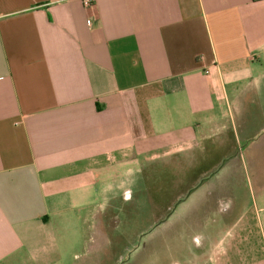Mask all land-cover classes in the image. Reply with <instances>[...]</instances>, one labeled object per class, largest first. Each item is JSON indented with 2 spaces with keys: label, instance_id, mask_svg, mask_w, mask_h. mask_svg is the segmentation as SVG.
I'll return each instance as SVG.
<instances>
[{
  "label": "crops",
  "instance_id": "obj_1",
  "mask_svg": "<svg viewBox=\"0 0 264 264\" xmlns=\"http://www.w3.org/2000/svg\"><path fill=\"white\" fill-rule=\"evenodd\" d=\"M91 1L0 0V264H113L129 204L219 215L171 264H264V183L247 217L211 171L264 124V0Z\"/></svg>",
  "mask_w": 264,
  "mask_h": 264
},
{
  "label": "rangeland",
  "instance_id": "obj_2",
  "mask_svg": "<svg viewBox=\"0 0 264 264\" xmlns=\"http://www.w3.org/2000/svg\"><path fill=\"white\" fill-rule=\"evenodd\" d=\"M249 139H253V141L250 142L248 139L236 140V138L231 137L232 142L222 144L218 153L219 158L216 161H219L218 164L216 162L211 163V171L217 172L220 168L233 169L227 175L221 174L218 183L229 180L231 183L240 185L239 194L245 200V204L242 205L244 208L242 209H247V217L253 215L254 204L251 202L253 195L258 192L259 183H264V124L251 128ZM250 143L251 149H249ZM200 166V161L198 160L194 163L192 169L200 168ZM202 167L206 169L208 165L204 162ZM149 168L146 170L144 177L146 182L152 183L151 171L153 167L150 166ZM222 177L226 178L221 180ZM149 178L151 179L148 180ZM166 181H168V177L167 180L162 181V184H167ZM200 183L197 182L196 186ZM164 199V197H161L162 202ZM226 206V209H230L228 204ZM174 207L162 206L158 210L149 206L137 208V206L129 204L112 208L110 214L118 217L114 218L113 229L116 232L124 234L123 238H117V240L114 238L113 240L115 242L113 264H171L175 259L183 262L184 255H169L166 250L167 245L171 242L173 243V239L170 238L169 234H173L176 231L183 233L192 231L193 234L201 237L208 229L212 231L217 226L216 222L219 215L216 214L211 216L207 223L199 222L192 225L185 224L183 221H175V223L173 220H170V216L172 217V210L170 209ZM95 210L99 212L98 208H95ZM177 215H181V211H178ZM230 227V224L226 223L223 229L221 228V232L223 230V233H227L230 229V233H232V228ZM162 235L166 238L161 239ZM126 243L127 246L129 245L128 253H125L126 250H123ZM81 253L82 250L76 254L82 256ZM68 257L71 258L72 262H76L77 260V258L74 259V255H69ZM97 263H99V260Z\"/></svg>",
  "mask_w": 264,
  "mask_h": 264
},
{
  "label": "built area",
  "instance_id": "obj_3",
  "mask_svg": "<svg viewBox=\"0 0 264 264\" xmlns=\"http://www.w3.org/2000/svg\"><path fill=\"white\" fill-rule=\"evenodd\" d=\"M91 5H92V1L91 0H84V6L90 7Z\"/></svg>",
  "mask_w": 264,
  "mask_h": 264
}]
</instances>
